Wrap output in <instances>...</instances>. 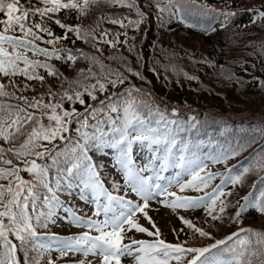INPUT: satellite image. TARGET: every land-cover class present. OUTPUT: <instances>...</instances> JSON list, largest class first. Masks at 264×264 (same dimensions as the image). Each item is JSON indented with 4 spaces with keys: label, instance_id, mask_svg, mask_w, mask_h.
<instances>
[{
    "label": "snow or ice",
    "instance_id": "6c2138e0",
    "mask_svg": "<svg viewBox=\"0 0 264 264\" xmlns=\"http://www.w3.org/2000/svg\"><path fill=\"white\" fill-rule=\"evenodd\" d=\"M92 9L98 15L86 23ZM122 9L135 18L121 14ZM247 10L252 24L264 22V3ZM193 12L222 18L221 30L236 15L197 0H0V264H264V228L243 226L247 212L264 217V146L239 168L226 162L246 143L220 145L211 155L201 152L204 141L181 135L198 127L196 117L169 119L167 106L161 108L149 90L131 82L129 76L150 83L126 57H104L120 61L124 71L101 58L102 45L122 44L137 53V61L143 59L134 36L125 31L120 41L119 32L100 30L105 22L139 29L153 15L162 28L166 18L191 27ZM258 47L264 53V42ZM157 48L167 61V50L154 43L153 51ZM199 62L215 65L203 56ZM155 63L165 72L199 79L175 63ZM220 69L223 74L224 66ZM150 70L159 78L156 67ZM234 76L228 71L223 78ZM170 111L176 116L179 110L173 106ZM256 132L264 134V129ZM137 144L148 149L143 162L134 158ZM105 149L112 150L121 177L112 179L110 188L102 178L103 165L90 154L103 155ZM208 163L225 168L212 171ZM250 174L256 179L248 184ZM73 191L91 205V215L65 206L60 193L71 197ZM161 206L172 209L192 235L211 242L187 246L162 238L149 215ZM57 209L66 213V223L84 230L48 231ZM182 209H202L209 230L179 215ZM225 220L236 227L216 239L211 229ZM136 233L148 238H136Z\"/></svg>",
    "mask_w": 264,
    "mask_h": 264
},
{
    "label": "trees",
    "instance_id": "16d2710c",
    "mask_svg": "<svg viewBox=\"0 0 264 264\" xmlns=\"http://www.w3.org/2000/svg\"><path fill=\"white\" fill-rule=\"evenodd\" d=\"M23 2V0H22ZM144 3L145 0H140ZM198 3H208L221 11L228 9L234 10L233 16L225 29L221 30L218 26V20L215 16H202L195 12L188 16V24L178 19H165L164 27L153 15L146 18L139 29L121 28L105 22L100 26V30L110 29L112 33L119 32V40H124L123 33L127 31L128 36L135 37L137 52L143 54L141 61L136 60V52L129 53L122 44H117L115 48H109L102 45L104 53L101 57L109 55L122 54L130 62L133 68H138L143 77L150 83H145L135 77L129 76L132 83L139 87L149 90L153 97L157 98L161 108L167 106L169 119H178L183 122L189 115L196 117L199 121L198 127L191 133L183 132L182 136H189L193 140H202L201 151L214 154L219 150L220 145H235L237 141L246 143L248 146L236 157H230L227 165L241 166L249 154L253 151L259 152L261 146H264V134H257V129H264V88L260 87V81L264 80V53L259 50L258 44L264 42V22L257 21L252 24L250 13L247 9L250 7H259L264 0H197ZM146 10V9H145ZM121 14L135 18V13L127 9L118 10ZM98 15L96 9L89 13L88 23L94 20ZM69 19H72L71 17ZM125 20V24H127ZM211 25L215 28L214 32H205L202 28ZM59 34L60 30L56 29ZM112 36H109L111 39ZM231 38V40L229 39ZM71 40V37H69ZM233 41L235 43H233ZM252 41V44H248ZM160 44L167 50L168 58L165 59V53L159 48L153 51V45ZM77 46H81L77 42ZM88 51H93L89 48ZM175 52L173 57L170 54ZM207 57L215 61L214 66L200 63L201 57ZM161 64L165 62L175 63L178 68L188 72L190 75L198 76V80L185 79L182 72L174 74L171 71L165 72L163 68L156 64V60ZM236 61V62H233ZM115 68L124 71L120 61H108ZM220 65L224 66L223 74ZM156 67L160 73L159 78L150 69ZM228 71L235 73L231 80H225L224 75ZM127 75V73H125ZM165 76L168 79H165ZM173 91L181 97V101H172L167 98V92ZM102 98V97H101ZM87 102V97L85 98ZM162 99V103L160 100ZM68 105H66L67 107ZM77 110H82L79 104L74 105ZM178 108V114H171V107ZM195 123V121H194ZM75 127V125H73ZM215 142V143H213ZM95 159V151L90 152ZM225 164L219 163L218 171H222ZM26 174V173H25ZM24 174V175H25ZM256 179L255 174L246 177L248 184ZM215 182H219L218 178ZM246 191V187L240 189V194ZM61 199L67 201L68 195L60 193ZM179 215L192 219L198 226L205 227L203 224V210L196 209L184 211ZM159 227L162 238L169 242L185 241L187 246H202L211 242L207 238L200 237L198 234L192 235L191 230L182 225L176 217L174 227L163 229L159 222L155 220ZM243 226H251L257 229L264 228V217L254 213L247 212L243 219ZM236 225L227 220L223 224L217 222L216 227L211 231L216 239L226 235L228 231L234 230ZM176 229L178 232H173ZM183 229V230H181Z\"/></svg>",
    "mask_w": 264,
    "mask_h": 264
},
{
    "label": "rangeland",
    "instance_id": "374dc122",
    "mask_svg": "<svg viewBox=\"0 0 264 264\" xmlns=\"http://www.w3.org/2000/svg\"><path fill=\"white\" fill-rule=\"evenodd\" d=\"M167 98L172 101H181V97L177 93L171 90L167 92ZM137 146L141 147L140 144L134 145L135 154L139 152L136 151ZM148 158H149V154L145 155L144 158H137V161L143 162ZM99 159L103 161L101 163L103 165L102 178L105 180L106 186L110 188L111 187L110 181L112 179L119 180L121 178L119 173L113 166L114 161L112 157V150L109 149L108 152L103 154L102 157ZM25 177L27 178V174H25ZM189 191L190 190H186V194H188ZM70 198L71 200L68 202V204H66V207H75L80 214L87 213L91 215V205L84 201L79 200L77 197V193L72 195ZM178 211L182 212V210H178ZM57 213L58 215L55 216L56 223L54 225L50 224L48 228L50 230H53L52 232L58 233L60 235H66L72 232H78L84 230L83 228L71 226L68 223H66L63 219V217L66 215L63 209H59ZM149 215L152 216V219L154 221L156 220L157 222H159V224L163 229H167L168 227H174L175 224H177L176 214L172 209L167 207H163V206L158 208L154 207L152 210L149 211ZM140 222L145 224V226H148L147 222L144 221L143 217H141ZM177 232L178 231H176V233ZM134 235L136 236V238H143L142 234L140 233H136Z\"/></svg>",
    "mask_w": 264,
    "mask_h": 264
}]
</instances>
